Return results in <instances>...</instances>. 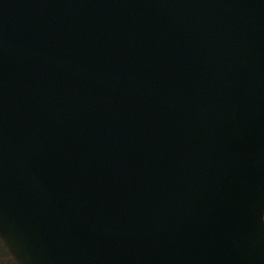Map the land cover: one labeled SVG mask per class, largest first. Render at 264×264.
Returning a JSON list of instances; mask_svg holds the SVG:
<instances>
[{"label":"water","instance_id":"1","mask_svg":"<svg viewBox=\"0 0 264 264\" xmlns=\"http://www.w3.org/2000/svg\"><path fill=\"white\" fill-rule=\"evenodd\" d=\"M0 239L264 264V0H0Z\"/></svg>","mask_w":264,"mask_h":264},{"label":"trees","instance_id":"2","mask_svg":"<svg viewBox=\"0 0 264 264\" xmlns=\"http://www.w3.org/2000/svg\"><path fill=\"white\" fill-rule=\"evenodd\" d=\"M0 264H16L0 240Z\"/></svg>","mask_w":264,"mask_h":264}]
</instances>
